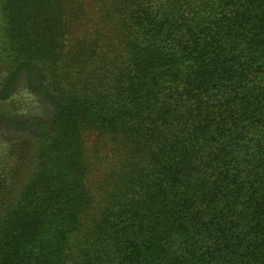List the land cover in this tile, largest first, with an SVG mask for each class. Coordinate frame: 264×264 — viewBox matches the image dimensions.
Here are the masks:
<instances>
[{"label":"trees","instance_id":"trees-1","mask_svg":"<svg viewBox=\"0 0 264 264\" xmlns=\"http://www.w3.org/2000/svg\"><path fill=\"white\" fill-rule=\"evenodd\" d=\"M0 20V103L23 75L55 107L0 109L41 131L20 181L18 143L0 155V264H264V0H0Z\"/></svg>","mask_w":264,"mask_h":264},{"label":"rangeland","instance_id":"rangeland-1","mask_svg":"<svg viewBox=\"0 0 264 264\" xmlns=\"http://www.w3.org/2000/svg\"><path fill=\"white\" fill-rule=\"evenodd\" d=\"M1 24L0 20V56L4 48L2 45ZM32 66L36 68L37 72L41 71L40 66L35 64H32ZM3 77L2 63H0V80ZM0 109L2 112L16 116L24 122H34L39 116L49 118L55 113L52 101L41 93L31 90L23 75L14 83L11 98L0 103ZM40 132L38 129L24 130L22 126H16L0 119V155L12 147L15 142L19 145L17 160L13 161V166L16 168L15 175L17 176L15 179H18L16 182L20 181L28 170L27 165L30 154L34 149L36 135ZM31 133L33 134L31 135ZM91 141L92 139L89 140V144L92 143Z\"/></svg>","mask_w":264,"mask_h":264}]
</instances>
